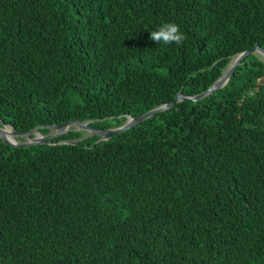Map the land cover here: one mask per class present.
Wrapping results in <instances>:
<instances>
[{
  "label": "trees",
  "instance_id": "1",
  "mask_svg": "<svg viewBox=\"0 0 264 264\" xmlns=\"http://www.w3.org/2000/svg\"><path fill=\"white\" fill-rule=\"evenodd\" d=\"M166 22L181 45L149 39ZM255 45L264 0H0V119L117 126L205 91ZM97 139H0V264H264L260 56Z\"/></svg>",
  "mask_w": 264,
  "mask_h": 264
},
{
  "label": "water",
  "instance_id": "2",
  "mask_svg": "<svg viewBox=\"0 0 264 264\" xmlns=\"http://www.w3.org/2000/svg\"><path fill=\"white\" fill-rule=\"evenodd\" d=\"M250 54L259 55L260 58L264 61V48L259 45H255L250 49L239 52L231 58L222 75L218 79H216L212 83V85H210V87L205 91L192 96H187L181 92H178L176 93L175 98L172 101L160 104L138 116L128 115L126 119L117 126L102 129L91 127L89 125V121L66 120L58 124L42 125L39 127L32 128L28 131H19L15 129L11 124L5 123L0 119V139L3 143L13 147H27L35 144H54L55 141L53 140L55 138L61 136L62 134L66 133L71 129H75L86 131L88 132V135H97L98 139L95 141V143L109 140L112 136H115L116 134L139 124L140 122L146 120L152 115L171 108L179 101H198L215 92L216 90L224 87L230 80L235 68L242 63L245 57ZM60 125H64V127H59ZM7 126L11 128L10 132L6 131ZM40 128H47L49 131L47 133H42L40 131ZM80 141L81 140L79 138L60 140L59 142L81 144Z\"/></svg>",
  "mask_w": 264,
  "mask_h": 264
},
{
  "label": "clouds",
  "instance_id": "3",
  "mask_svg": "<svg viewBox=\"0 0 264 264\" xmlns=\"http://www.w3.org/2000/svg\"><path fill=\"white\" fill-rule=\"evenodd\" d=\"M149 39L156 44L181 45L185 39L179 26L174 22H166L149 34Z\"/></svg>",
  "mask_w": 264,
  "mask_h": 264
},
{
  "label": "bare ground",
  "instance_id": "4",
  "mask_svg": "<svg viewBox=\"0 0 264 264\" xmlns=\"http://www.w3.org/2000/svg\"><path fill=\"white\" fill-rule=\"evenodd\" d=\"M59 127H64V125H60ZM10 129H11V128H10L9 126L6 127V131H7V132H10ZM56 129H57V128H56Z\"/></svg>",
  "mask_w": 264,
  "mask_h": 264
},
{
  "label": "rangeland",
  "instance_id": "5",
  "mask_svg": "<svg viewBox=\"0 0 264 264\" xmlns=\"http://www.w3.org/2000/svg\"><path fill=\"white\" fill-rule=\"evenodd\" d=\"M257 56L259 57V55H257ZM87 133H88V132L84 131V135H88Z\"/></svg>",
  "mask_w": 264,
  "mask_h": 264
}]
</instances>
